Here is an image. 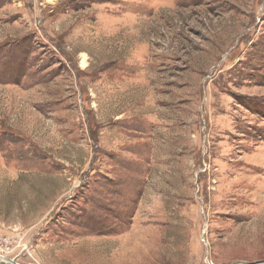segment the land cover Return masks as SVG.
I'll list each match as a JSON object with an SVG mask.
<instances>
[{
	"label": "rangeland",
	"instance_id": "obj_1",
	"mask_svg": "<svg viewBox=\"0 0 264 264\" xmlns=\"http://www.w3.org/2000/svg\"><path fill=\"white\" fill-rule=\"evenodd\" d=\"M16 1L0 264H264V0ZM109 69L148 81L125 119L90 97Z\"/></svg>",
	"mask_w": 264,
	"mask_h": 264
},
{
	"label": "crops",
	"instance_id": "obj_2",
	"mask_svg": "<svg viewBox=\"0 0 264 264\" xmlns=\"http://www.w3.org/2000/svg\"><path fill=\"white\" fill-rule=\"evenodd\" d=\"M15 2V3H13ZM19 2L16 0H0V49H3L7 45L14 44L18 42L20 39H24L28 36L27 33L20 35V37H14L10 36L12 32H14L11 22H13L14 14L17 15L18 10L15 8L14 4H18ZM21 13V12H20ZM10 23V26H7L6 24ZM141 39V37H139ZM138 38V39H139ZM141 40H138V42ZM148 44L147 49V57L149 58L150 55V46L152 47L151 43L144 41ZM138 46V45H137ZM140 50V46H138V49L133 50L132 52V58L135 56L136 52ZM142 70V69H141ZM139 72L138 75L132 77H126L125 74L122 73L121 69L117 70H104V71H96L95 73H91L90 76H88V84L90 90V97L94 96L96 97V100L98 101H105L107 102L109 99L112 98L113 101H115V106H113V110H116L115 113L111 116L113 120H119V119H125V109L121 107L120 103H123L125 100V96H128L129 99H135L140 98L141 99V92L133 90L134 85H141L142 83H145L148 85V81L146 77H140V74L144 71V69ZM90 79V80H89ZM128 87L129 90L126 88ZM4 92V98L5 103H8L9 105V112L7 113V117H10L12 119L13 113L18 111L19 107H22L24 110L22 111V118L26 116L27 113H25V109L30 107V105L34 103H38L37 98L30 100V98H33V96L30 94L38 93V85H25L22 84L19 85V83H11L6 84ZM93 91V92H92ZM140 94V95H139ZM116 98V99H115ZM153 96L152 93L149 95L148 100H152ZM141 100L139 101L140 104ZM98 103V102H97ZM114 105V104H113ZM134 106L138 105L137 102L133 103ZM33 107V106H32ZM100 107V106H99ZM34 108V107H33ZM101 108V107H100ZM99 114V112H97ZM101 115V114H100ZM102 116V115H101ZM9 118H4V126L8 130H12V126L9 125ZM123 123V122H122ZM87 132H88V120H87ZM101 126V125H100ZM104 128L103 126H101ZM103 152V151H102Z\"/></svg>",
	"mask_w": 264,
	"mask_h": 264
},
{
	"label": "water",
	"instance_id": "obj_3",
	"mask_svg": "<svg viewBox=\"0 0 264 264\" xmlns=\"http://www.w3.org/2000/svg\"><path fill=\"white\" fill-rule=\"evenodd\" d=\"M236 264H253V263L241 262V263H236Z\"/></svg>",
	"mask_w": 264,
	"mask_h": 264
},
{
	"label": "bare ground",
	"instance_id": "obj_4",
	"mask_svg": "<svg viewBox=\"0 0 264 264\" xmlns=\"http://www.w3.org/2000/svg\"><path fill=\"white\" fill-rule=\"evenodd\" d=\"M5 263V262H4Z\"/></svg>",
	"mask_w": 264,
	"mask_h": 264
}]
</instances>
